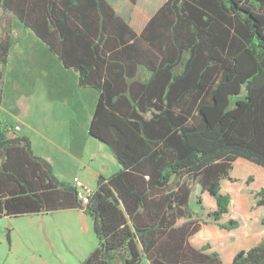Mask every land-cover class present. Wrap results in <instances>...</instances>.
Wrapping results in <instances>:
<instances>
[{"label": "trees", "instance_id": "trees-1", "mask_svg": "<svg viewBox=\"0 0 264 264\" xmlns=\"http://www.w3.org/2000/svg\"><path fill=\"white\" fill-rule=\"evenodd\" d=\"M0 9L98 92L90 136L121 165L83 208L0 120V219L82 209L98 245L80 264H223L209 242H190L208 222L191 217L182 177L215 200L206 217L217 228H238L220 223L230 204L221 186L238 181V160L264 170V0H167L139 34L107 0H0ZM9 40L0 34V109ZM253 197L252 209L264 208V189ZM231 264H264V236Z\"/></svg>", "mask_w": 264, "mask_h": 264}, {"label": "crops", "instance_id": "crops-1", "mask_svg": "<svg viewBox=\"0 0 264 264\" xmlns=\"http://www.w3.org/2000/svg\"><path fill=\"white\" fill-rule=\"evenodd\" d=\"M107 1L139 34L167 0H137L135 5L126 0L132 6L128 13L119 12L111 1ZM14 26L15 33L9 36L11 48L1 102V108L5 110L1 118L6 127L5 134L9 131L7 136L16 134L28 138L32 153L51 165L59 182L71 184L74 177L79 178L94 191L101 177L108 179L121 167L111 149L90 136L89 125L98 92L81 86L78 72L64 68L30 29L17 21ZM235 164L230 172L231 179L242 180L243 188L253 189L252 195L260 188L264 189L261 167L244 160ZM238 165L251 170L245 171L242 177L235 170ZM254 173L259 178H255ZM248 176L253 177L249 184ZM224 181L229 185L238 182L223 180L222 183ZM225 193L230 194V191ZM249 216L257 217L260 222L264 218V208L257 207ZM93 229L91 218L78 208L5 216L0 219V264H80L98 245ZM203 229L202 226L197 233L199 236L196 234L191 244L199 249L206 241L213 240L215 249L225 256L226 263L222 261L223 264H231L238 250L251 249L264 236L263 233L251 245L249 233L252 228L247 227V234L239 237L235 245L227 240L220 244L214 237L204 236Z\"/></svg>", "mask_w": 264, "mask_h": 264}, {"label": "rangeland", "instance_id": "rangeland-1", "mask_svg": "<svg viewBox=\"0 0 264 264\" xmlns=\"http://www.w3.org/2000/svg\"><path fill=\"white\" fill-rule=\"evenodd\" d=\"M111 3L114 4L115 9H117L119 12L126 11V13L131 12L132 6H130L126 0H109ZM15 21L12 18V16L8 13L2 12L0 9V34L1 37H5L6 35L13 34L15 33ZM9 31H11L9 33ZM3 113H5L4 108L0 109V117L2 118ZM0 118V120H1ZM2 121V120H1ZM11 132H7V135H9ZM236 165V164H235ZM251 165V164H250ZM253 165V164H252ZM256 166V165H253ZM237 169V173L241 175L242 177L244 176L245 171H250L251 169L248 170L245 166H236L235 170ZM255 178H259V175L254 173ZM182 180L188 181L190 183L191 187V194H190V199L188 200V211L192 213V218L198 221V223H203V222H208L207 226L203 225V235L206 237H214V239H217V241L221 244L222 241L229 242L231 245H235V241L242 236H245L247 234L246 229L247 227L252 228V233L251 234V245H254L256 241L261 237V235L264 233V228H261L260 222L258 218H251L249 215L250 213L253 214V212L256 211V208L252 210V202H253V195L251 194V191L253 189L251 188H243L244 182L242 180H239L233 185H229V182L224 181L221 186V192L225 193V191H230V204H229V214L223 219H221L220 223H223L225 220L230 219V220H236L238 222V228L232 231H227V230H220L217 228L210 219H208L207 212L211 210L212 208H215L214 205V199L211 198L207 193H202L200 191L199 184L197 183L196 180L190 179L189 177L183 176ZM177 181V180H176ZM175 183V181H174ZM173 186V185H171ZM230 186V188H229ZM237 197V198H236ZM233 198V200L231 199ZM201 199V201H200ZM200 201V203H199ZM251 202V204H250ZM251 218V219H250ZM182 222V220H180ZM230 234L232 236H230ZM199 236V234H197ZM224 236H229L224 237ZM224 237V238H223ZM206 242H209L212 245L211 249L217 248L216 245L214 244L213 240H208ZM229 248V247H228ZM227 248V249H228ZM233 248V247H232ZM219 252L218 249H215ZM221 255V254H220ZM221 260L226 263L225 256L221 255Z\"/></svg>", "mask_w": 264, "mask_h": 264}, {"label": "built area", "instance_id": "built-area-1", "mask_svg": "<svg viewBox=\"0 0 264 264\" xmlns=\"http://www.w3.org/2000/svg\"><path fill=\"white\" fill-rule=\"evenodd\" d=\"M71 184L75 187L77 191V201L81 204L83 208L87 205L88 198L93 194V190L90 187L83 183L79 178H73Z\"/></svg>", "mask_w": 264, "mask_h": 264}]
</instances>
